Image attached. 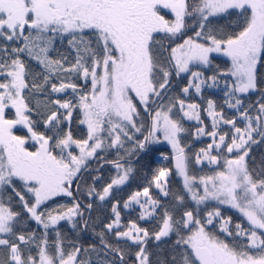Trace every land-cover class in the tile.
I'll return each instance as SVG.
<instances>
[{
    "label": "snow or ice",
    "instance_id": "6c2138e0",
    "mask_svg": "<svg viewBox=\"0 0 264 264\" xmlns=\"http://www.w3.org/2000/svg\"><path fill=\"white\" fill-rule=\"evenodd\" d=\"M185 121L211 138L191 157ZM161 138L182 188L159 167L118 196ZM0 264H264V0H0Z\"/></svg>",
    "mask_w": 264,
    "mask_h": 264
},
{
    "label": "trees",
    "instance_id": "16d2710c",
    "mask_svg": "<svg viewBox=\"0 0 264 264\" xmlns=\"http://www.w3.org/2000/svg\"><path fill=\"white\" fill-rule=\"evenodd\" d=\"M214 62L216 65H219L221 68H225L230 64L228 62V58H226V60H225L221 57L215 58ZM213 70L214 69L211 66H209V68L207 70H205V74L211 75ZM187 79H188L187 76L182 78V80L180 81L181 86L183 85V83H185L187 81ZM221 85H223V84L221 83ZM175 91L178 92L179 88L175 89ZM71 95H72L71 92H69L67 94H60L59 98L67 99V98H70ZM203 95L205 98H210V99L216 100L218 105L222 104L223 100H224V91H223L222 86L218 87V88H205ZM53 98L55 99V98H57V96L54 95ZM193 98L196 100V102H199V100L196 99V97H193ZM226 114L231 115L232 110L226 109ZM73 115H74V120L72 123L73 135L76 138H82L86 133V127L83 125H78L76 123V119H75L76 113H74ZM201 115L203 118L204 113H201ZM145 119H147V117H145ZM204 122L206 125H208V124H210V119H205ZM184 126L188 129V132H186L182 135V144H184L186 146L185 151L190 157L192 156V154L194 152H198L200 148H203L208 143H211L210 137L202 136L199 138V137L195 136V129L198 126L195 121H185ZM38 130L43 131V128L41 127ZM209 130H210V128H209ZM17 134L24 135V134H26V130L25 131H19ZM137 136L139 138V134H137ZM34 143L35 142H33V141H29V144L27 146L29 147L30 150H34ZM125 147L130 148L131 145L126 144ZM149 148H150V151L148 152V154L146 156L141 154V156L143 158L140 160L139 163H136L135 157L131 158L132 159V165L134 168L137 169V171L133 173L132 177H130V179L126 185L121 186L122 191L117 193L118 196H122L124 199H127L128 194H130L131 192L142 190L143 187H148L149 181L152 180L155 169L159 168V167H166V168L172 169V172L168 177V187L171 191H173V192L179 191L182 188V181L180 180V178L178 177V175L175 171V165H174V161L172 159L173 153H172L171 149L167 146L158 147V146H155L154 144L150 145ZM254 154L256 155L257 159H259V157L261 155V149H254ZM100 155H104V153H100ZM121 155H123V152L121 153ZM157 155H165L168 157V159H164V160L159 161L156 159ZM115 158H116L115 150H111V152L106 157V159H108V160H112ZM100 163H104V161L101 160ZM90 166L92 168H96V167H98V164L95 161H90ZM216 168H217L216 165H209V164H207V162H205L204 164H201V165H190V174H195L197 176L210 175L212 173V171L215 170ZM93 174H95V173H93ZM101 174H103L105 176H107L109 174L115 175V171L111 165L104 164V168L101 169ZM150 192L152 193L153 196H159V194H160L159 190L155 188V185H152L150 187ZM68 199L69 198H65V199L57 198V200L61 203L67 202ZM163 199L165 201H167L170 198L165 197ZM13 205H14V207H16V210H19L18 209V200L14 199ZM213 206H215V205L212 203L209 204V207H213ZM139 211H140L139 206H134L132 209H124L122 212V215L125 218L124 222L127 223L129 220H136ZM220 211H221L222 215H224L226 217L231 216L233 222H240L241 221L240 215L237 214L236 212L232 211V210L221 207ZM141 223H142V226H148V227L152 226L151 224H145L143 222H141ZM34 226H35L34 222H31L30 227H34ZM245 226H247V225L245 224ZM61 227L65 232H69V234H71L70 226L67 225L66 222H62ZM84 239L87 242V237H84Z\"/></svg>",
    "mask_w": 264,
    "mask_h": 264
},
{
    "label": "rangeland",
    "instance_id": "374dc122",
    "mask_svg": "<svg viewBox=\"0 0 264 264\" xmlns=\"http://www.w3.org/2000/svg\"><path fill=\"white\" fill-rule=\"evenodd\" d=\"M219 57H221V58H223V59H225L226 60V58L227 57H225V56H223L222 54H214V58H219ZM228 62L230 63V60H229V58H228ZM208 69V68H207ZM207 69H204V68H201L200 70H202V71H205V70H207ZM194 70H196V69H194ZM222 86V88H223V85H220V87ZM200 138V137H199ZM155 146H158V147H160V146H167V147H169L170 149H171V151H172V148H171V145L170 144H168V142L167 141H164L162 138H161V141H160V143H158V144H154ZM173 153V152H172ZM174 155V154H173ZM164 157H165V155H157L156 156V159L157 160H159V161H161V160H164ZM172 159H173V157H172ZM173 161H174V159H173ZM174 165H175V161H174ZM178 175V174H177ZM178 177L180 178V180L182 181V178L178 175ZM210 203H212V204H214V202H210ZM222 207H224V208H227V209H229V210H232V211H234V212H236L237 214H238V212L235 210V209H231L229 206H227V205H225V206H222Z\"/></svg>",
    "mask_w": 264,
    "mask_h": 264
}]
</instances>
